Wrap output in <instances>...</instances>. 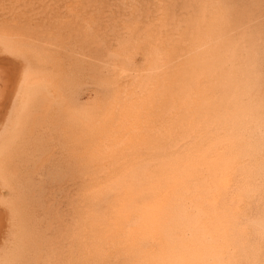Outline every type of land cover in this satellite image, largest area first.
<instances>
[{
    "label": "bare ground",
    "instance_id": "bare-ground-1",
    "mask_svg": "<svg viewBox=\"0 0 264 264\" xmlns=\"http://www.w3.org/2000/svg\"><path fill=\"white\" fill-rule=\"evenodd\" d=\"M0 264H264V0H0Z\"/></svg>",
    "mask_w": 264,
    "mask_h": 264
}]
</instances>
